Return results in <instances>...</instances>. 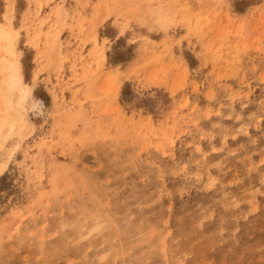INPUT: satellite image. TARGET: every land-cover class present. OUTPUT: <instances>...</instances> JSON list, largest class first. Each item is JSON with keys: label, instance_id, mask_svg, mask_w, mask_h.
Returning <instances> with one entry per match:
<instances>
[{"label": "rangeland", "instance_id": "obj_1", "mask_svg": "<svg viewBox=\"0 0 264 264\" xmlns=\"http://www.w3.org/2000/svg\"><path fill=\"white\" fill-rule=\"evenodd\" d=\"M0 264H264V0H0Z\"/></svg>", "mask_w": 264, "mask_h": 264}, {"label": "bare ground", "instance_id": "obj_2", "mask_svg": "<svg viewBox=\"0 0 264 264\" xmlns=\"http://www.w3.org/2000/svg\"><path fill=\"white\" fill-rule=\"evenodd\" d=\"M21 73H20V68L18 66L14 67L13 70V76H12V84H10L9 86L12 88V86H14V84H16L18 81H21Z\"/></svg>", "mask_w": 264, "mask_h": 264}]
</instances>
